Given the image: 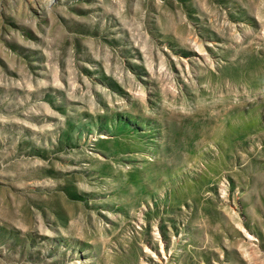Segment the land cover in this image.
<instances>
[{"label":"rangeland","instance_id":"374dc122","mask_svg":"<svg viewBox=\"0 0 264 264\" xmlns=\"http://www.w3.org/2000/svg\"><path fill=\"white\" fill-rule=\"evenodd\" d=\"M0 264H264V0H0Z\"/></svg>","mask_w":264,"mask_h":264}]
</instances>
